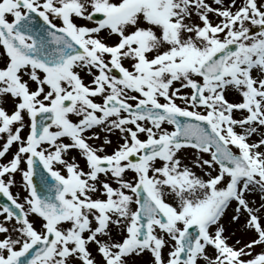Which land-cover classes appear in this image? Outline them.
Here are the masks:
<instances>
[{
    "label": "snow or ice",
    "instance_id": "obj_1",
    "mask_svg": "<svg viewBox=\"0 0 264 264\" xmlns=\"http://www.w3.org/2000/svg\"><path fill=\"white\" fill-rule=\"evenodd\" d=\"M0 195V264H264V0H0Z\"/></svg>",
    "mask_w": 264,
    "mask_h": 264
},
{
    "label": "rangeland",
    "instance_id": "obj_2",
    "mask_svg": "<svg viewBox=\"0 0 264 264\" xmlns=\"http://www.w3.org/2000/svg\"><path fill=\"white\" fill-rule=\"evenodd\" d=\"M258 30L259 29H258L257 26H253V31H258ZM88 79H90V77L85 76V81L86 82H87ZM230 98H233V99L236 98V94L235 93H231L230 94ZM113 140H114V143H115V137H113ZM73 154L75 155L76 153H73ZM187 154L190 155L191 153L189 152ZM16 179H17L18 184L13 187L12 191H13L14 194L17 193V192H19L21 195H24L25 193H24L23 187L19 183L20 180H21L20 176L17 175ZM257 207H259V204H257ZM230 232L232 234H234L233 235V239H242V241L243 240H246L247 237L249 235H251V233L245 232L244 229H243V227H241V226H232V227H230ZM229 242L231 243L232 241L230 240ZM257 250H259V249H257ZM144 260L146 261V260H148V258L147 257H144ZM141 264H143V261L141 262Z\"/></svg>",
    "mask_w": 264,
    "mask_h": 264
},
{
    "label": "water",
    "instance_id": "obj_3",
    "mask_svg": "<svg viewBox=\"0 0 264 264\" xmlns=\"http://www.w3.org/2000/svg\"><path fill=\"white\" fill-rule=\"evenodd\" d=\"M36 182H37V184L39 186V182H40V177L39 176L36 177ZM3 202H6V198H4V197H2V195H0V203H3Z\"/></svg>",
    "mask_w": 264,
    "mask_h": 264
}]
</instances>
